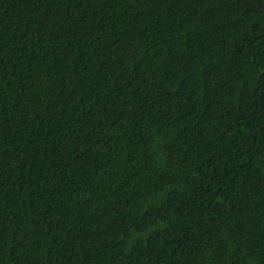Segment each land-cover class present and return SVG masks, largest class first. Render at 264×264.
Listing matches in <instances>:
<instances>
[{"label": "trees", "instance_id": "1", "mask_svg": "<svg viewBox=\"0 0 264 264\" xmlns=\"http://www.w3.org/2000/svg\"><path fill=\"white\" fill-rule=\"evenodd\" d=\"M0 264H264V0H0Z\"/></svg>", "mask_w": 264, "mask_h": 264}]
</instances>
